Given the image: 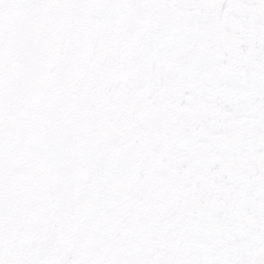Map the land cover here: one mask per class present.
<instances>
[{"label":"snow or ice","instance_id":"1","mask_svg":"<svg viewBox=\"0 0 264 264\" xmlns=\"http://www.w3.org/2000/svg\"><path fill=\"white\" fill-rule=\"evenodd\" d=\"M0 264H264V0H0Z\"/></svg>","mask_w":264,"mask_h":264}]
</instances>
